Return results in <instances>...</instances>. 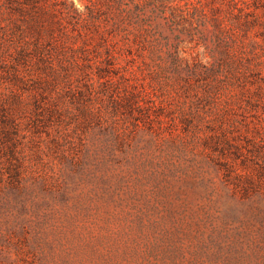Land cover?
<instances>
[{
	"label": "rangeland",
	"instance_id": "1",
	"mask_svg": "<svg viewBox=\"0 0 264 264\" xmlns=\"http://www.w3.org/2000/svg\"><path fill=\"white\" fill-rule=\"evenodd\" d=\"M205 1L147 6L165 58L124 60L126 80L93 89L96 101H111L128 87L139 120L107 115L82 131L66 115L42 127L28 92L18 101L19 88L0 77V108L20 125L15 147L0 144V264H264V201H244L218 165H232L234 182L252 174L247 137L257 135L264 106L246 118L248 128L226 132L243 154L215 151L216 85L172 65L176 47L191 61L215 60L213 39L201 32ZM181 9L174 24L171 11Z\"/></svg>",
	"mask_w": 264,
	"mask_h": 264
},
{
	"label": "trees",
	"instance_id": "2",
	"mask_svg": "<svg viewBox=\"0 0 264 264\" xmlns=\"http://www.w3.org/2000/svg\"><path fill=\"white\" fill-rule=\"evenodd\" d=\"M169 1L87 0L81 8L74 0H0V77L19 88L18 101L28 92L25 96L34 102L36 116H42V127L46 118L61 123L66 115L82 131L102 123L107 115L117 123L139 120L142 116L136 113L141 104L128 87L114 89L111 101H96L93 89L126 80L124 60L135 63L141 57L148 65L154 58L163 61V42L152 34L146 11L150 5L170 8ZM205 2L200 9L201 32L205 40L213 39L210 57L215 60L191 61L176 47L172 65L180 74L190 72L197 82L204 77L211 87L216 85L209 94L215 96L211 102L221 129L215 132V151L224 154L233 149L241 155L242 144L226 132L241 130L245 123L248 128L246 118L264 106V0ZM183 14V9L171 11L174 24H181ZM236 109V115L226 119ZM21 110L25 112V107ZM19 130L16 116L1 107L0 144L15 147L10 136ZM256 130L257 135L247 137L251 149L246 151L255 166L251 175H238L234 182L232 165L221 159L218 165L244 201L260 203L264 201V115Z\"/></svg>",
	"mask_w": 264,
	"mask_h": 264
}]
</instances>
